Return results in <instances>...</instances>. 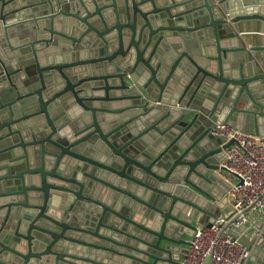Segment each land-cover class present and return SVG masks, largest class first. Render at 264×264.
Wrapping results in <instances>:
<instances>
[{
	"label": "water",
	"instance_id": "1",
	"mask_svg": "<svg viewBox=\"0 0 264 264\" xmlns=\"http://www.w3.org/2000/svg\"><path fill=\"white\" fill-rule=\"evenodd\" d=\"M260 61L264 0H0V264H181L233 216L211 130L264 139Z\"/></svg>",
	"mask_w": 264,
	"mask_h": 264
},
{
	"label": "built area",
	"instance_id": "2",
	"mask_svg": "<svg viewBox=\"0 0 264 264\" xmlns=\"http://www.w3.org/2000/svg\"><path fill=\"white\" fill-rule=\"evenodd\" d=\"M262 69L264 73V66ZM210 133L223 142L232 141L224 150L223 170L215 174L226 188L233 216H218L212 225L197 228L191 235L189 254L181 264H204L207 258L209 264H247L249 250L228 233L243 225L250 227L246 215L264 210V139L228 124L215 126Z\"/></svg>",
	"mask_w": 264,
	"mask_h": 264
},
{
	"label": "crops",
	"instance_id": "3",
	"mask_svg": "<svg viewBox=\"0 0 264 264\" xmlns=\"http://www.w3.org/2000/svg\"><path fill=\"white\" fill-rule=\"evenodd\" d=\"M259 64L261 66H264V61H260ZM252 134H253V132H252ZM215 175L216 174H214V176ZM215 177L218 178V180H219V176L216 175ZM65 198H66L65 200H63L62 198H56V197L52 198L53 201H52V209H51V211L56 212V210H65V209H67L66 206H67V204L69 202V198H67V197H65ZM226 209L230 210L229 207H228V201H227ZM218 216H219V214L216 215L215 218H217ZM190 239H191V236L188 238V242H190ZM188 250H189V248H188Z\"/></svg>",
	"mask_w": 264,
	"mask_h": 264
},
{
	"label": "bare ground",
	"instance_id": "4",
	"mask_svg": "<svg viewBox=\"0 0 264 264\" xmlns=\"http://www.w3.org/2000/svg\"><path fill=\"white\" fill-rule=\"evenodd\" d=\"M218 172H219V170H218ZM215 221V220H214Z\"/></svg>",
	"mask_w": 264,
	"mask_h": 264
}]
</instances>
